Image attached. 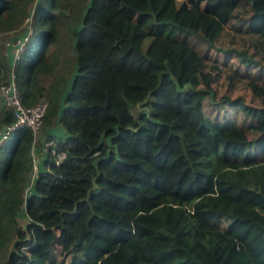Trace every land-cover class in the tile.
Segmentation results:
<instances>
[{
	"label": "trees",
	"instance_id": "trees-1",
	"mask_svg": "<svg viewBox=\"0 0 264 264\" xmlns=\"http://www.w3.org/2000/svg\"><path fill=\"white\" fill-rule=\"evenodd\" d=\"M31 1L0 0V28ZM39 2L11 73L22 105L46 103L37 134L19 127L0 143V264H264V77L225 74L224 102L253 121L248 137L203 113L219 65L175 38L264 70V0H54L57 14ZM239 2L250 9L246 48L219 46ZM66 6L71 58L56 31ZM238 87L259 103L228 95ZM60 98L65 138L38 139ZM12 121L2 108L0 126ZM50 137L65 156L46 153L29 184L32 141Z\"/></svg>",
	"mask_w": 264,
	"mask_h": 264
},
{
	"label": "rangeland",
	"instance_id": "rangeland-1",
	"mask_svg": "<svg viewBox=\"0 0 264 264\" xmlns=\"http://www.w3.org/2000/svg\"><path fill=\"white\" fill-rule=\"evenodd\" d=\"M47 5H50L54 2V0H47ZM50 1V2H49ZM181 0H175L176 4H178ZM187 1V0H185ZM63 2V0H59V3ZM26 3V2H25ZM40 4L39 0H34L33 2H29L26 8H22L20 5L23 14L20 15L18 12L16 15V23L12 27H2L0 28V60L5 62V54H7L8 47L7 44H12L15 42L13 40L16 35L22 33L23 31H30L31 26H29L30 22L33 21V7ZM39 6V5H38ZM24 10V11H23ZM30 10H32L30 13H28ZM249 5L246 2H239L235 9L230 14L227 22L224 25L223 32L217 37L215 40V43L219 46H230L235 48H246V23H247V17L249 15ZM68 11L67 14L71 12V9L66 10ZM57 14V11H55ZM23 16V18H22ZM68 16V15H67ZM39 19V18H38ZM14 20V19H13ZM68 20L66 18L62 21H59L57 23L56 31L58 33V38H60L61 43L60 46H64V50L71 51L70 49V43L71 40L68 37V26L65 24ZM49 22H56L55 18H51L47 23ZM70 22V20H69ZM64 23V24H60ZM47 25V24H46ZM68 25V24H67ZM45 27V26H44ZM31 34V31L30 33ZM45 35V34H44ZM46 36V35H45ZM176 39H184L186 43H188L198 55L203 57L206 61H214L219 65L220 72L217 77V79L212 83V92L213 96L210 98L209 95L206 96L202 101V111L203 113L211 118L216 120H231L235 125L243 128L247 134L248 137H251L255 134V130L252 127L253 121L242 114L241 110L238 107L230 106L226 102H224V93L226 84L225 74L227 73H233L236 76H241L242 78H246V76H259L264 77V70H260L257 67L255 68H246L240 63L239 58L234 54H227L224 56V53H221L219 51H216L214 49L208 48L204 41L201 40L198 36L195 35H189L186 37H183L181 33L175 34ZM147 39L145 40V42ZM144 42V43H145ZM10 50V49H9ZM63 53V52H61ZM37 58H35L36 60ZM34 60V61H35ZM13 77L11 73V63L6 64V68L0 69V84L6 81V78ZM231 97H234L236 95H240L242 99L245 102L251 103V104H258L259 99L251 98L249 93L246 91V89H243L241 87H238L237 89L230 91V94H228ZM136 106L129 109V112L134 114L136 111ZM43 129V126L41 127ZM37 134V133H36ZM43 139V138H42ZM46 140V138H45ZM37 145L39 146L40 140H38ZM18 223L20 225H23L26 221V218L22 215L18 217ZM2 255L0 254V259Z\"/></svg>",
	"mask_w": 264,
	"mask_h": 264
},
{
	"label": "built area",
	"instance_id": "built-area-1",
	"mask_svg": "<svg viewBox=\"0 0 264 264\" xmlns=\"http://www.w3.org/2000/svg\"><path fill=\"white\" fill-rule=\"evenodd\" d=\"M27 34H18L13 38L15 40L12 44H7L8 51H11L12 62L19 56L20 52L24 48V43L27 40ZM10 49V50H9ZM0 99L3 108H9L13 115V121L10 124L2 125L0 127V143L4 140L8 134L19 127H26L33 134L39 130L42 124V117L44 112V107L46 101L41 98L35 104L31 106H24L21 104L19 96L16 91V87L13 83L12 77L0 84ZM41 149L48 153L54 164H57L65 156L64 150L56 149V143L53 137L44 140L41 144ZM35 143L32 141L31 147V159H32V169L30 172L29 184L33 181L36 176V155ZM44 157V158H45Z\"/></svg>",
	"mask_w": 264,
	"mask_h": 264
},
{
	"label": "crops",
	"instance_id": "crops-1",
	"mask_svg": "<svg viewBox=\"0 0 264 264\" xmlns=\"http://www.w3.org/2000/svg\"><path fill=\"white\" fill-rule=\"evenodd\" d=\"M80 1V5L78 3L79 6H81V3H86L88 0H78ZM53 3H51L49 6L46 7L45 5V9H47L48 11L51 12V14H56L55 11H57L56 7H53L52 6ZM58 6V5H57ZM70 9V7L66 6V7H61V10H62V14H65L66 16V19H67V12L66 10ZM32 10H30L28 13H30ZM33 14H34V11H33ZM37 18H40L38 16V13H37ZM51 19V17H50ZM49 19V20H50ZM64 20V19H63ZM60 39V38H59ZM50 44H48L47 46L49 47ZM41 47V44H39V42H34L32 45H31V53L30 55H28L27 57V60H26V64L28 63H33V57H34V54L37 52V50ZM50 49L47 48L46 51H48ZM45 51V53H46ZM65 51V50H64ZM44 53V54H45ZM68 54V56L71 58L72 57V50L71 51H67L66 52ZM6 61L8 63H11L12 64V54H11V51H9L7 54H6ZM70 67L72 69V73H71V76L73 75L74 71H75V65L73 64V61L70 62ZM71 76L70 78H68V80H66V83L64 85V90H67L68 87H69V83H70V80H71ZM10 78L7 77L6 78V81H8ZM22 80V79H21ZM50 80V75L47 73V74H44V73H41L38 77H37V81L43 85H46ZM3 108L2 106V103H1V99H0V110ZM63 108V105H62V99L60 98V107H59V111H58V114L56 115L55 119H54V122L51 126H49L48 128H45L44 131H40L38 132V139H41L43 136H44V133H47L49 134V136H54L56 137V139H63L65 138L66 136V133L64 131V129L61 127V125L58 123V116L59 114L61 113V110ZM1 127V126H0ZM37 145V143H36ZM35 150H36V157H35V160H36V166H37V170H36V173L40 170H44V164L42 163V161L44 160V157H45V152L41 149V144H39V146H35ZM36 177V176H35ZM34 177V178H35ZM29 178H30V175H29ZM24 216L23 212H22V207H20L19 209V212H18V215L16 217V221L18 222V217L19 216ZM25 217V216H24ZM19 224V223H18ZM20 225V224H19Z\"/></svg>",
	"mask_w": 264,
	"mask_h": 264
},
{
	"label": "clouds",
	"instance_id": "clouds-1",
	"mask_svg": "<svg viewBox=\"0 0 264 264\" xmlns=\"http://www.w3.org/2000/svg\"><path fill=\"white\" fill-rule=\"evenodd\" d=\"M12 65V64H11Z\"/></svg>",
	"mask_w": 264,
	"mask_h": 264
}]
</instances>
